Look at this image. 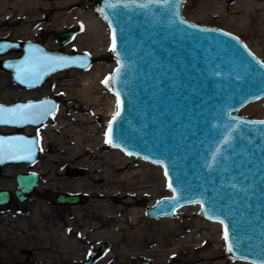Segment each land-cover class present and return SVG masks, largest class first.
I'll list each match as a JSON object with an SVG mask.
<instances>
[{"label":"water","instance_id":"95a60500","mask_svg":"<svg viewBox=\"0 0 264 264\" xmlns=\"http://www.w3.org/2000/svg\"><path fill=\"white\" fill-rule=\"evenodd\" d=\"M185 1L172 0L167 8L153 4L140 9L130 4L126 9L121 4L110 9L105 0H94L95 9H103L98 12L109 27L111 51L113 30L116 36V51H112L115 65L103 81L122 65L119 76L104 83L116 98L106 132L111 122L110 145L159 164L166 186L171 182L175 189L168 187L170 194L146 205L147 217L175 216L180 206L197 203L198 214L223 221V238L227 225L229 241L224 243L229 257L264 264V124L252 123L264 121V62L238 35L187 18L183 13ZM144 2L136 0L137 4ZM76 32V27L69 25L53 36L63 45ZM10 52L17 54L8 55ZM43 57H65L67 61L49 66ZM94 60L87 50L68 51L39 40L0 38V68L25 88L40 86L58 71L88 68ZM33 65H37L34 71L38 78L23 71L17 78L18 68ZM117 93L120 116L113 121L118 110ZM44 101L49 102L43 105L48 113L37 122L0 123L13 127L0 130V139L6 142L21 137L36 141L30 159H13L4 153L0 157V175L7 165H28L38 160L40 135L23 128L43 123L55 113L59 100L48 95L0 101L4 108ZM225 125L236 128L229 145L218 143L227 133ZM214 146L221 147L222 154L209 169ZM79 171L78 167L68 170L71 174ZM38 182L35 171L17 172L13 188L17 199H28ZM10 194V188L0 187V204L9 202ZM54 199L58 204H76L80 194L57 191ZM228 243L233 245L231 252ZM106 249L107 242L99 241L85 259L70 264H94ZM111 264H151V260H119Z\"/></svg>","mask_w":264,"mask_h":264},{"label":"rangeland","instance_id":"374dc122","mask_svg":"<svg viewBox=\"0 0 264 264\" xmlns=\"http://www.w3.org/2000/svg\"><path fill=\"white\" fill-rule=\"evenodd\" d=\"M35 1L0 0V38L39 40L45 43L46 46L68 51L87 50L95 57V60L90 67L83 70L71 68L55 72L49 79L35 88H25L13 82L9 73L0 68L1 102L48 95L54 96L59 100V106L52 116L39 126H28L26 128L27 131H35L40 134L41 152L38 160L28 165H7L0 175V187L11 189L9 202L0 204V264H70L85 259L89 250L99 241L107 242V249L96 259L94 264H111L119 260L135 261L142 259L151 260V264H196V261L187 262L185 260L194 254L207 255L219 246L224 249L217 258L230 260L231 257L227 255L225 249L221 224L206 217L209 221L216 223L215 227H206L201 230L200 226H197L199 224H195L194 221L198 220L197 217H202V215L198 214L197 208H199V205L197 203L188 204L193 206L191 211L193 216L185 215L179 217L176 214L175 216H163L153 219L145 215L144 208L146 205L153 203L160 196L170 192L166 186L162 171L159 169L160 165L157 163L149 161L151 163L149 165L153 166L151 169L152 180L150 182L153 185V191L143 196L139 194L138 196L129 197L132 200H136L133 207L135 211H140L137 213L139 215L138 225L143 228L136 230L130 227V231L124 236L125 238L110 235L101 239V237H96L94 234H92L93 236L91 235V233H97L100 230H113L116 225H119L118 222H115V214L99 208V204L94 209L87 207L92 200L100 202L105 200L104 197L88 196L82 192L75 191L81 194L80 201L75 205L55 202L54 198L57 191H73V188H65V185L68 183H80L82 178L87 175L85 168L78 164L79 157L68 162V160H65L69 156L67 147H63L65 144L59 145L53 141V135L58 136L62 132L61 130L57 131L56 128L60 125L58 124L60 116L62 115L63 118L70 115L74 118L83 116L85 121L91 118V107L88 108L89 105L75 97L81 88V76L84 72L89 76H94L95 70H92V68L95 64L103 66L102 72L105 75L112 70L115 65V59L110 49L107 26L105 21H102L103 18L100 19L97 16L94 0H80L77 4L73 2L74 0H59L61 3H54L56 0ZM71 1L73 3L68 5V7L62 6ZM183 13L187 18L195 22L215 25L238 35L244 39L248 47L264 62V0H186ZM70 16L75 17L77 22L70 21ZM89 18L94 20L95 27H97L101 36L97 41L88 33V25L84 22L89 20ZM29 25H32V30L26 28ZM69 25L76 27L75 36L63 45L58 44L54 39L53 33L63 30ZM94 52L98 53L94 54ZM14 54H17V52L8 53V55ZM103 78L102 76V83ZM109 96L108 102L111 104L114 99L113 94H109ZM100 104L97 106L99 110L94 115V129L92 128L94 135L92 136L96 138L97 145L101 146V152L98 156L93 155L92 160L96 164L104 162V165L105 161L101 156L109 154L112 146L106 143V140L103 141L102 132L100 131L107 125L111 111L109 112V108L103 101ZM74 118L69 117L67 122L72 123ZM81 126L82 124L76 121L70 127L80 128ZM8 130L12 129L9 128ZM47 145L50 148L47 149ZM74 167H78L80 171L77 174L69 173L68 170ZM103 168L104 166L100 170ZM136 168L138 167L131 166L127 171L130 169L135 170ZM19 171H35L39 174L37 187L28 199L24 201L18 200L13 192L15 175ZM137 179L140 178L135 177L133 180L139 181ZM146 184L143 183L142 185V183L137 182L126 186V188H137L139 193L141 191L143 193V188ZM130 188L129 191L133 190ZM108 200L112 205L120 204L122 201V199L116 201L111 198H108ZM108 200L106 199V201ZM195 205H197V208L194 207ZM109 214L114 215L113 219L107 218ZM162 218L175 220L174 223L170 224L171 226L167 227V232L161 234L160 229L156 232H150L148 229L151 224L148 227L145 226L146 221ZM126 219L128 220V218H123L124 221ZM179 219H182L181 222L186 221L194 225L195 228L190 226L191 230L186 229V231H183L176 224ZM123 229L122 227L121 231ZM208 233L213 237H210L205 242L203 237H206ZM79 234H82V237ZM217 239H219V243L216 241ZM173 256L175 257L171 259ZM239 261L244 262L245 260ZM246 263L255 264L248 261ZM231 264L237 263L234 261Z\"/></svg>","mask_w":264,"mask_h":264},{"label":"bare ground","instance_id":"6f19581e","mask_svg":"<svg viewBox=\"0 0 264 264\" xmlns=\"http://www.w3.org/2000/svg\"><path fill=\"white\" fill-rule=\"evenodd\" d=\"M79 1L80 0H74L73 2H75V4H77ZM82 1H85V0H82ZM35 2H41V0H37ZM73 2L72 1L68 2L62 6L68 7V5H70ZM54 3H61V1L56 0ZM35 5H36V3H35ZM67 13H68V11H67ZM96 14H97V16H99L100 19H102V17H100V14L97 10H96ZM63 17H64V15H63ZM69 20L70 21L72 20V22L74 21V23H75V21L77 22L76 18L73 16H70ZM103 20L104 19H102V21ZM84 22L86 23V25H88V33L92 35V37L95 41L99 40L101 38V36L99 34L97 27H95L94 20L92 18H89V20H86ZM58 24H60V23H58ZM105 24L107 26L106 29H107V32L109 35V27H108L107 23H105ZM56 26H57V24H56ZM26 28H29L31 30L33 29L32 25H29V27L27 26ZM89 41H91V40H89ZM89 44H90V42H89ZM97 53L94 52V54H97ZM102 68H103L102 65L95 64L92 68V70H95L94 76H91V75L89 76L88 74H85V72L82 74V76H81V88L78 90V92L75 96L77 99L83 100V102L85 104L89 105L88 108L91 107V109H90V111L92 113L91 118L90 119L88 118L87 121H85V118L83 116L81 118H79V117L74 118L72 115H70L68 117L64 116V118H63L61 115L60 120L58 121V124H60V125H58L56 127L57 131L58 130L62 131L61 135H58V136L53 135V141L56 144H59V145L65 144L63 147H65V146L67 147V150L69 152V156L65 160H68V162H69L72 159L79 157V163L78 164L82 165L83 168H85V170L87 172V175L85 176V178H82L80 183H77V184L68 183L67 185H65V188H69V189L73 188L72 189L73 191H71V192H75V191L76 192H82L85 195L87 194L88 196L90 195V196H96V197H104L105 200H103V201L99 200L100 202H95L92 200L87 205V207L90 209H94L95 207H97L96 205L99 204L100 205L99 208H102L104 211H106L108 213H112V214L114 213L115 214V217H114V215H111V214H109L107 217V218H112V219L114 217V218H116L115 222L119 223V225H116L113 230H109V231L108 230L107 231L100 230L97 233H95V232L91 233V235L94 234V236L96 235V237H101V239H102V237H108L110 235L111 236L113 235V236L124 237L127 235V232L130 231V227L135 228L136 230L142 229L143 227L138 225L139 215L137 213H139L140 211L139 212L135 211V208L133 207V205H135V203H136V200H132L129 197L138 196L139 194L141 196H143V195L149 194L153 191V189H152L153 185L150 183L152 180L151 169L153 168V166L149 165V164H151L150 160L140 158V157L135 156L133 154L129 155L128 153H125L120 148L111 145L112 147H111L109 154L107 153V154L101 156L104 159L105 164L103 165L104 162L103 163L99 162L97 164L93 163V160H92L94 157L93 155L98 156V154L101 152V150H100L101 146L97 145L96 138H94V136H92V135H94L92 133V128L94 129L93 123L95 122L94 115L99 110L97 106L101 105L100 103H102V101H103L106 104V106L109 108V112L111 111L110 116H112L114 114L115 109H116L115 92L113 90H110L109 88H107L105 86V84L102 83L101 78H102V76L104 77V75H103L104 72H102ZM109 94H113V98H114V99L112 98L113 100L111 101V104H110V102H108L109 97H110ZM88 108H87V110H88ZM69 117L74 118V121L72 123L67 122ZM76 121H79V123L82 124V126L80 128L79 127L78 128L70 127ZM106 127H107V125L102 129V131H100V132H102L103 141L106 140V137H105ZM44 141H45V139H44ZM48 148H50V146L47 145V149ZM61 159H63V158H61ZM129 163H131V165H129ZM103 166H104V168L100 170V168ZM131 166H137L138 168H136L135 170L130 169L129 171H127V169L130 168ZM159 169H161V168L159 167ZM38 171L42 172L41 170H38ZM135 177L140 178V179H137L139 181H134L133 179ZM137 182L142 183V185H143V183L144 184L148 183L144 186L143 193L141 190H140L141 192L139 193V191H137V188H134V189L130 188V187L126 188V186L132 185V184L137 183ZM129 188L133 189V190H131L132 192L129 191ZM108 198H111L112 200L115 199L116 201L117 200L120 201L122 199V201L120 204L112 205L110 203V201L108 200ZM106 199L108 201H106ZM194 207L197 208V205H195ZM192 210H193L192 205L185 204V205L180 206L177 209L176 214L179 217L185 216V215L193 216L192 215L193 212H191ZM123 218H128V220L126 219L127 221L126 220L124 221ZM197 218H198V220H196L194 222H195V224H199L197 226H200L201 230L205 229L206 227L212 228V227H215V225H216V223L209 221L208 219H206L203 216L202 217L198 216ZM153 219H155V218H153ZM75 220H77V219H75ZM91 220H92V218H91ZM171 220H169L167 218H162V219H157V220H153V221H146L145 226L148 227L151 224L149 229L147 228L148 230H150V232L151 231L156 232L158 229H160L161 234H162L164 232H167L166 231L167 227L171 226L170 225L171 223L175 222V220H172V221ZM179 220L176 221L177 222L176 224L183 231H186V229L187 230L190 229V226L194 227V225H191L186 221L181 222L182 219H179ZM150 222H152V223H150ZM92 224H93V222H92ZM122 227L124 228L123 231H121ZM81 235L82 234H79V236H81ZM86 236H87V234H86ZM210 237L212 238L213 236L208 233L207 236L203 237V238H205V242H206L210 239ZM219 239L216 240L218 243L220 242ZM221 241L223 244L222 238H221ZM223 249L224 248H221L219 246V247H216L215 249H213L207 255L201 256V255L194 254V255L189 256L185 261H187V262L196 261V264H231L234 261L237 264H248V263H246V260L243 262V261H239V260H233L231 258H230V260L229 259L228 260L218 259L217 257L223 252ZM174 257L175 256H173L171 259H173ZM215 258H217V259L215 260ZM248 262H250V261H248Z\"/></svg>","mask_w":264,"mask_h":264},{"label":"snow or ice","instance_id":"6c2138e0","mask_svg":"<svg viewBox=\"0 0 264 264\" xmlns=\"http://www.w3.org/2000/svg\"><path fill=\"white\" fill-rule=\"evenodd\" d=\"M172 2V0H146L144 3H136V0H129V2H126V0H105V6L110 9H117L123 5L124 8H129L130 4H135L140 9H148L150 5H158L163 6L164 8H167V6ZM98 11L103 12V9H98ZM107 19V16H105ZM181 23H184V21H180ZM227 35V34H225ZM235 39V38H234ZM112 51H116V36H115V30H113V36H112ZM251 55V53H249ZM117 56H119V53L117 52ZM45 61L49 62V66L51 65H59L62 63H65L67 61V58L65 57H43L42 58ZM119 64V60H118ZM35 67L37 65H33L31 68H24L21 66L18 68V79L20 78V72L23 71L25 75L31 74V76L38 78L37 73L34 71ZM122 67V65H121ZM121 67H118L115 70V74L109 78H106L103 83L106 85L109 83V80H115L121 71ZM118 99H117V112L113 116V121L116 119V117L120 116V101H119V93H117ZM48 101L41 102V104H19L16 105L14 108H4L3 106H0V123H12L16 121H23V122H30L35 123L40 119L43 115H46L48 113V109L44 108L43 105L48 104ZM37 110V111H33ZM252 123H260L264 124V121H253ZM225 128L227 130L226 135H223L222 141L218 143H222L223 145H229L232 140V133L236 131V128L230 127L228 125H225ZM106 143L112 144V123L110 122L108 125V131L106 132ZM36 143V141H25L22 137L17 138L16 141H4L0 139V157L3 156L4 153H7L11 158L13 159H30L32 155V146ZM118 146V145H113ZM21 152H26L27 155H21ZM131 155V153H128ZM222 154V148L219 146H214L213 150L210 152V159L212 163H208L207 167L211 169L214 165V163L217 161V157ZM165 175L167 176V170L165 171ZM235 187V185H232ZM168 187L173 189L171 182H169ZM159 203V202H158ZM211 218V217H210ZM220 223L223 224V221L221 220ZM224 240L226 242L229 241V230L227 225L224 226ZM227 249L229 252L233 251V245L232 243L227 244Z\"/></svg>","mask_w":264,"mask_h":264}]
</instances>
